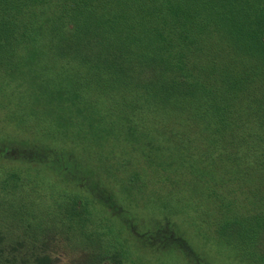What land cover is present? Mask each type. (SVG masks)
Returning a JSON list of instances; mask_svg holds the SVG:
<instances>
[{
    "label": "trees",
    "instance_id": "obj_1",
    "mask_svg": "<svg viewBox=\"0 0 264 264\" xmlns=\"http://www.w3.org/2000/svg\"><path fill=\"white\" fill-rule=\"evenodd\" d=\"M0 96L49 122L35 134L47 141L2 140L0 157L57 167L150 249L192 254L168 217L140 228L72 146L110 141L103 156L127 147L130 162L168 176L157 150L178 136L181 160L263 178L264 0H0Z\"/></svg>",
    "mask_w": 264,
    "mask_h": 264
},
{
    "label": "rangeland",
    "instance_id": "obj_2",
    "mask_svg": "<svg viewBox=\"0 0 264 264\" xmlns=\"http://www.w3.org/2000/svg\"><path fill=\"white\" fill-rule=\"evenodd\" d=\"M40 59L45 63V54ZM4 100L0 96V141H47V136L35 134L48 129V120L28 115L21 107L12 112L16 96ZM184 133L185 138L194 134L189 129ZM149 134L157 142L166 138L149 130L144 138ZM174 137H169L171 146L162 141L164 146L157 150L170 165L168 176L151 174L132 163L134 159L130 162L133 151L127 147L103 156L102 150L112 147L110 141L100 147L90 141L74 143L72 150L80 162L88 159L140 228L168 217L192 254L176 246L150 249L136 234L120 228L96 200L87 203L57 167L0 157V264H264V177L250 166L244 178L235 175L239 189L226 173L233 170L229 162L181 160L179 149L173 148ZM163 147L175 153L170 156ZM211 182L220 187L223 183L214 195ZM121 242L129 252L121 251Z\"/></svg>",
    "mask_w": 264,
    "mask_h": 264
}]
</instances>
